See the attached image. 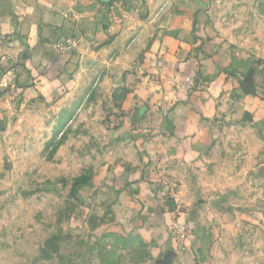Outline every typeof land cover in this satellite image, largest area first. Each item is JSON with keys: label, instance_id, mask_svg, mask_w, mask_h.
Here are the masks:
<instances>
[{"label": "rangeland", "instance_id": "1", "mask_svg": "<svg viewBox=\"0 0 264 264\" xmlns=\"http://www.w3.org/2000/svg\"><path fill=\"white\" fill-rule=\"evenodd\" d=\"M153 1L104 9L147 25L164 9L189 34L173 99L144 92L146 69L94 59L74 21L36 46L0 29V264H264V0ZM213 56L216 97L200 69ZM195 96L213 100L192 118L212 142L172 160L167 110ZM122 170L146 173L160 208L124 196Z\"/></svg>", "mask_w": 264, "mask_h": 264}, {"label": "crops", "instance_id": "2", "mask_svg": "<svg viewBox=\"0 0 264 264\" xmlns=\"http://www.w3.org/2000/svg\"><path fill=\"white\" fill-rule=\"evenodd\" d=\"M106 1L0 0V29L2 33H12L15 37H30V43H36V46L41 36L46 37L47 34L53 36L58 27L62 28L66 23L74 21L77 29L82 30L84 37L98 48L96 54L93 55L94 59L102 58V53L105 52L114 53L115 57H118L116 64H120L124 70L135 65L136 68L140 66L151 74L149 77L141 79L145 93H147L149 86L156 84L158 89L154 91L155 93H159L162 88V91L165 88L164 91L171 95L172 99L173 96L180 97V90L177 86L179 80L177 73L183 70L189 72L193 68L190 65L186 67L182 63H177L192 49L194 43L189 39V34L186 37V33L184 35L182 32L180 33V29L177 28L172 19L164 23V9L157 11V6L160 3L162 4L161 0L150 2L151 12L153 10L157 12L151 15L148 25L142 23L139 18L129 20L126 17L125 19H118L112 11L109 12V10L104 9L107 5L104 3ZM107 6L108 8L111 7L109 4ZM99 8H103V12ZM119 53H121V56H118ZM108 59H110V63L113 60L111 57H108ZM221 64L219 56H213L202 62L203 67L200 68L202 75L209 80H213V82L215 80L214 85L210 88L215 97L213 89L217 86L221 88L225 77L220 71ZM224 65H227V63H224ZM198 67H201L200 63ZM169 74L171 77L173 76V79L165 82L169 78ZM128 75L132 77V75ZM154 78L156 80H152ZM108 81L112 82V78ZM159 98L167 103H170L169 100H171L168 95L157 97V99ZM197 99L198 97L183 103H179L180 99H178V102L172 101L171 108L169 111L167 110L175 134L172 137L171 152L168 153L172 160L180 161L186 154L191 155L194 161L200 160V151H203L212 142L209 127L199 125L196 120L192 123V118L197 116V112H201L207 117L212 116L210 114L213 100L208 96L204 98L205 101ZM162 114H164V111ZM125 172L122 170L120 175L124 176V179L130 178L133 182L128 190L126 188V191H124V196L133 195L137 198L138 201H136L141 207L149 205L155 209L160 208L159 196L155 197L154 193H152V200L147 199V202L144 201L145 196L151 194L149 193L150 185L145 182L146 173L142 175L140 172ZM167 204L170 206L171 202H167Z\"/></svg>", "mask_w": 264, "mask_h": 264}, {"label": "built area", "instance_id": "3", "mask_svg": "<svg viewBox=\"0 0 264 264\" xmlns=\"http://www.w3.org/2000/svg\"><path fill=\"white\" fill-rule=\"evenodd\" d=\"M184 232H185V229L184 227H178V233L181 237H184Z\"/></svg>", "mask_w": 264, "mask_h": 264}]
</instances>
